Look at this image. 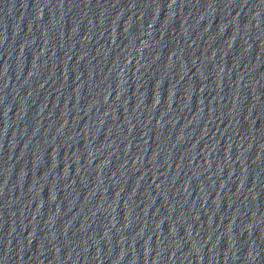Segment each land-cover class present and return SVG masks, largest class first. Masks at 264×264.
Masks as SVG:
<instances>
[{"label": "water", "instance_id": "95a60500", "mask_svg": "<svg viewBox=\"0 0 264 264\" xmlns=\"http://www.w3.org/2000/svg\"><path fill=\"white\" fill-rule=\"evenodd\" d=\"M0 264H264V0H0Z\"/></svg>", "mask_w": 264, "mask_h": 264}]
</instances>
